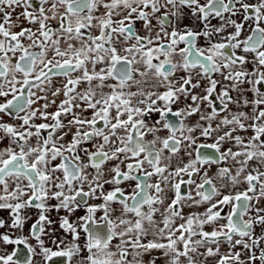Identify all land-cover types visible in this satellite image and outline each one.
I'll list each match as a JSON object with an SVG mask.
<instances>
[{
  "label": "snow or ice",
  "instance_id": "6c2138e0",
  "mask_svg": "<svg viewBox=\"0 0 264 264\" xmlns=\"http://www.w3.org/2000/svg\"><path fill=\"white\" fill-rule=\"evenodd\" d=\"M0 264H264V0H0Z\"/></svg>",
  "mask_w": 264,
  "mask_h": 264
}]
</instances>
